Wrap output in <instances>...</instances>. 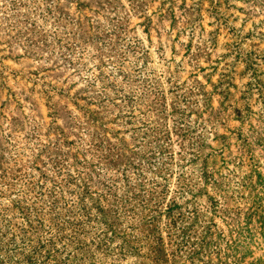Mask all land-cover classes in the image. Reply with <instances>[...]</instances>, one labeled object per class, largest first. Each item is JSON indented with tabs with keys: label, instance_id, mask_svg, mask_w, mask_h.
Wrapping results in <instances>:
<instances>
[{
	"label": "rangeland",
	"instance_id": "rangeland-1",
	"mask_svg": "<svg viewBox=\"0 0 264 264\" xmlns=\"http://www.w3.org/2000/svg\"><path fill=\"white\" fill-rule=\"evenodd\" d=\"M0 264H264V0H0Z\"/></svg>",
	"mask_w": 264,
	"mask_h": 264
}]
</instances>
